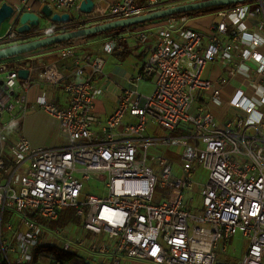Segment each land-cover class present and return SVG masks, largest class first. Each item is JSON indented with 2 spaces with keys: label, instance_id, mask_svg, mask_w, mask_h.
<instances>
[{
  "label": "built area",
  "instance_id": "built-area-1",
  "mask_svg": "<svg viewBox=\"0 0 264 264\" xmlns=\"http://www.w3.org/2000/svg\"><path fill=\"white\" fill-rule=\"evenodd\" d=\"M46 1L60 13L95 19L92 25L140 16L160 3L95 0L93 13L83 14V0ZM11 5L15 14L0 32V47L24 39L17 18L31 11L30 0ZM215 14L219 20L208 32L173 17L99 35L96 52L85 50L88 41H69L34 77L29 69L27 80L19 78L27 67L22 59L0 61V116L7 117L0 126V264H11L14 253L3 238L2 219L9 214L19 219L16 264L31 263L49 233H63L68 245L76 241L90 256L109 255L113 264L122 256L154 264H230L220 256L242 235L248 247L237 264H264V38L254 32L259 25L264 31V0ZM126 42L136 57H148L134 67L113 113L103 118L96 102L106 93L100 85L104 55L117 54ZM215 61L225 65L217 81L206 77ZM241 67L249 70L245 82L253 94L233 93L228 105L236 113L221 125L210 103H221V88ZM142 82L154 84L151 94L140 92ZM31 85L67 95L66 106L45 95L35 102L59 122L67 147L33 148L24 135L31 110L24 91ZM203 170L208 180L201 183ZM94 177L105 188L85 194ZM67 208L92 240H75L68 228L48 231L39 221H57ZM7 230L13 231L11 223Z\"/></svg>",
  "mask_w": 264,
  "mask_h": 264
},
{
  "label": "crops",
  "instance_id": "crops-1",
  "mask_svg": "<svg viewBox=\"0 0 264 264\" xmlns=\"http://www.w3.org/2000/svg\"><path fill=\"white\" fill-rule=\"evenodd\" d=\"M14 1L15 0H0V6L4 2H8L12 4ZM115 1L116 0H109V3L115 2ZM160 1L164 3L163 7L178 5L180 4L178 3L179 1H185L184 3L192 2L190 0L189 1L187 0H160ZM46 3H47L46 0H30V7H31L30 10L32 12H40V9ZM107 4H108L107 2H101V6L103 7H106ZM184 19H185V24L188 28L205 31V32H208L210 30V26L219 20L215 12L208 14V15H204V16H198V17L186 16L184 17ZM256 20H258V18L252 19L250 23L252 24ZM6 23H7V26H6L7 28L10 24V20H8ZM261 26L262 25L256 26L254 29V32L258 34L261 38H264V31L261 29ZM98 38H99V35L85 38V39H77V40L79 41L78 43H82L83 40H85V42L88 41V43H91L92 45L89 47H86L85 50L86 51L88 50L90 52L91 51L96 52L98 51L97 43H96ZM57 47H59V45L50 47L47 49L38 50L36 52L22 56L19 59H22L23 62L27 63L26 69H30V70L32 69L31 77H34L37 74V71L40 70L43 65L50 64L57 60V56L55 52ZM1 48H5V47H0V49ZM122 48H119L118 52L120 50L122 51L123 50ZM259 50L261 53L264 54V45ZM142 51H144V49ZM146 56L148 57V54L145 55V58L143 56H140V58L144 60L147 58ZM120 72H117L116 74L111 73L110 75H105V78L102 79V81H100V85L104 88V90H106V93L101 99H99L96 102V108L97 110H99V112L102 113L103 118H106L107 116L111 115L118 103L117 101H113L111 98L108 97L107 92H110L109 88L111 87L112 91L119 98L124 87L128 86V76H130L131 74L123 73V71H120ZM224 75H225V65L223 63L219 61H215L213 63L208 64L207 71H206V77H209L212 80L217 81L221 76H224ZM248 76H249V70H247L245 67L243 68L241 67L240 72L237 75V77L232 79L231 82L227 84V86L221 88V97H220L221 103L220 102L210 103L209 108L211 109L212 113L214 114L216 118V121L219 124L221 125L225 124L228 120L232 119L234 114L236 113V111H234L228 105V100L230 99L233 93H235L238 89H243L247 94H249V96L253 94L252 85L250 86V83L245 82ZM52 93L53 92L50 91L49 89H45L44 87H39L37 85H31L24 91V94L26 95L27 100L31 106V110H30L28 117L23 122V132L33 148H61V147H67L69 145L68 140L64 138L63 136H61L60 134L59 122L53 117H51L49 114H47L46 112H44L43 110L35 106L36 105L35 102L37 98L41 95H45L49 98L51 97L52 99L58 101L59 104L62 106H66L68 104V97L65 93L59 90L56 91L55 94H52ZM5 121H7L6 115L0 116V126H2ZM71 222L75 223L76 221H69V223ZM68 224L63 228H67ZM47 228H48V231L53 230L49 228L48 226ZM71 231H73L74 233L75 240H78L79 238H83V237H85L87 241L92 240L91 234L86 232L82 228V226H81L80 231H77L76 229H72ZM97 238L99 239L101 237H97ZM68 246L73 248L74 251L78 252L81 256H83V258L85 259V263L113 264L111 261V257L109 255L96 254L94 256L93 255L90 256L87 250L80 247L76 241H72V243ZM37 250L38 249L36 248L33 251V261L37 256V253H38ZM119 264H154V263L149 262V261H144V260L129 259V258L122 256L120 258Z\"/></svg>",
  "mask_w": 264,
  "mask_h": 264
},
{
  "label": "water",
  "instance_id": "water-1",
  "mask_svg": "<svg viewBox=\"0 0 264 264\" xmlns=\"http://www.w3.org/2000/svg\"><path fill=\"white\" fill-rule=\"evenodd\" d=\"M252 0H203L198 2H187L184 4H178L166 7L164 9H158L148 12L146 14L136 16L133 18L115 20L102 24L83 27L79 30L55 33L51 35H45L43 37L16 44L10 47L0 49V61L10 59L12 57L25 55L33 51L43 49L49 46L62 45L69 41L76 40L78 38H85L88 36L116 30L119 28L135 27L140 24L152 22L155 20H161L168 17H172L175 14L188 13L198 11L212 7H224L232 6L236 4L246 3ZM95 9V0H83L80 5V10L83 14H91ZM43 16H40V14ZM15 14L14 7L4 2L0 6V32L2 31L3 24L13 18ZM72 17L69 13H60L55 11V8L49 4H44L40 9V12H23L17 18L18 31L22 34H27L33 30L38 29V34L33 36H24L25 38L37 37L46 34L45 29L48 28L46 23L66 24L71 21ZM43 21L45 24L43 25ZM48 31V30H47ZM19 78L21 80H27L30 76L29 69H20Z\"/></svg>",
  "mask_w": 264,
  "mask_h": 264
},
{
  "label": "rangeland",
  "instance_id": "rangeland-1",
  "mask_svg": "<svg viewBox=\"0 0 264 264\" xmlns=\"http://www.w3.org/2000/svg\"><path fill=\"white\" fill-rule=\"evenodd\" d=\"M187 1H189V0H187ZM254 1H256V0L249 1L248 3L251 4ZM184 2L185 1H179L178 3L184 4ZM155 6L156 7L152 8L151 11L166 8V7H163L164 3L162 1H160V3H158ZM72 18H76V17L74 16ZM77 21H78L79 25H85V27H88V26H92V24H93L92 22L95 21V19L86 18V17H78ZM44 24H45V22L43 21V25ZM46 25L48 26V28L45 29V32H47L46 34H43V35H40L37 37L35 36L32 38H25L22 40L21 43L27 42L30 40H34V39L43 37L45 35L48 36V35L55 34V33L72 31V29L74 28V26L53 25L52 23H49V24L46 23ZM6 26H7V23L5 22L3 24L2 33H4L5 30L7 29ZM91 45L92 44L89 43L87 46H91ZM123 45H125V46H123V48H124L123 50H126V51L131 50V55H129L125 59H120L117 56L118 54H113L111 56L104 55V57L106 59V66L104 69L105 75H110L111 73L116 74L117 72H120V71H123V73L134 74V67L140 66L142 64L141 58H138V57H136L135 54H132L134 50L132 48H129L128 43L123 44ZM126 45H127V47H126ZM8 47H10V46H8ZM120 73H122V72H120ZM109 89H110L109 90L110 92H107L108 97L111 98L113 101L118 102L119 98L117 97V95L112 91L111 87ZM153 89H154V84L152 82H142L140 84V92L143 94L149 95L153 92ZM162 132L163 133H169L168 131L163 130V129H162ZM172 150L177 152L178 149L173 148ZM197 180L201 183L206 182L208 180L207 172L203 170V173L201 174L200 177H198ZM92 188L104 189L105 183L101 182V181L99 182L98 179L94 177L87 184H85L84 193L85 194L90 193V189H92ZM200 204H201V199L198 197L195 201V205L199 206ZM9 215L10 216L6 217L7 219L5 220V224L2 227L3 228V238L14 249V253H11L9 255V257H10L11 264H16L17 260L20 257L21 247H22V244L16 239V234H15V232L17 231V228H18V220L19 219L17 216H15L13 214H9ZM75 217H76L77 221L75 223H72V222L69 223L67 228L69 230L70 229L71 230L76 229L77 231H80L82 222H81L80 218H78L76 215H75ZM7 223H11L13 225V231L7 230ZM42 225H44V224H42ZM40 241H42V245L39 247H36L38 249L37 250L38 251L37 256L34 259V261H32L30 264H53V262L56 259L65 262V264H85V259L83 258V256H81L78 252L74 251L73 248L68 246L66 236L63 233H61L59 235H53L52 233H49L47 236H45V238H41ZM46 247H55L61 251V254L48 253L44 249H42V248H46ZM247 247H248L247 239L243 238L242 235H238L229 244L228 255H226V256L221 255L220 256V262L237 264L239 262L240 258L243 257ZM23 264H29V263H23Z\"/></svg>",
  "mask_w": 264,
  "mask_h": 264
},
{
  "label": "trees",
  "instance_id": "trees-1",
  "mask_svg": "<svg viewBox=\"0 0 264 264\" xmlns=\"http://www.w3.org/2000/svg\"><path fill=\"white\" fill-rule=\"evenodd\" d=\"M229 7H231V6L206 8V9H202V10H198V11H193V12H188V13L175 14L174 16L168 17V18H173V17H186V16H194V17L204 16V15H208V14H211V13H214V12H217V11L224 10L226 8H229ZM168 18H165V19H168ZM165 19H161V20H165ZM161 20H155V21H152V22H147L145 24H140V25H137L135 27H144V26H147L148 24H151L153 22H158V21H161ZM54 25L74 26V28L72 29V31L79 30V29L85 27V25H79L78 24L77 18H72L71 21L69 23H66V24H57V23H55ZM126 28H128V27H126ZM126 28H119V29H116V30H111V31H108V32H104V33H100V34L88 36V37H85V38H89V37H93V36H98V35H104V34L105 35H110L112 33H117V32H119L121 30L126 29ZM38 31H39L38 29H33L29 33V35L24 34V36H33V35H36V34H38ZM85 38H78V39H85ZM54 46H57V45H54ZM54 46H49V47H46V48H43V49H47V48L54 47ZM123 46H125V45H120V48H122ZM122 49H124V48H122ZM39 50H42V49H39ZM36 51H38V50H36ZM36 51H33V52H36ZM33 52H31V53H33ZM28 54H30V53H28ZM28 54H25V55H28ZM117 54H118L117 56L120 59H125L126 57H128L129 55H131V50H128V51H126V50H122L121 51L120 50L119 52H117ZM25 55L12 57L9 60H11V59H19L20 57L25 56ZM6 61H8V60H6ZM21 64L24 65V62H22ZM0 213H1V210H0ZM74 214H75V210L73 208H67V209H65L62 212L60 218L57 221L46 222V221H43V220H40V219H39V221L42 224L47 225L51 229L63 228V227H65L69 223V221H77V219H76V217H75ZM6 219L7 218L4 215V217L2 219V227L5 224V220ZM42 249H44L48 253L61 254V251L58 250L55 247H46V248H42Z\"/></svg>",
  "mask_w": 264,
  "mask_h": 264
}]
</instances>
